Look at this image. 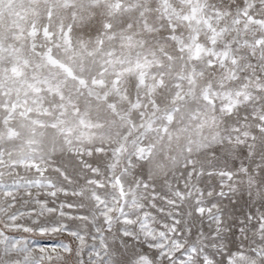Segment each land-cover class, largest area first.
Returning a JSON list of instances; mask_svg holds the SVG:
<instances>
[{
	"label": "snow or ice",
	"instance_id": "snow-or-ice-1",
	"mask_svg": "<svg viewBox=\"0 0 264 264\" xmlns=\"http://www.w3.org/2000/svg\"><path fill=\"white\" fill-rule=\"evenodd\" d=\"M0 264H264V0H0Z\"/></svg>",
	"mask_w": 264,
	"mask_h": 264
}]
</instances>
